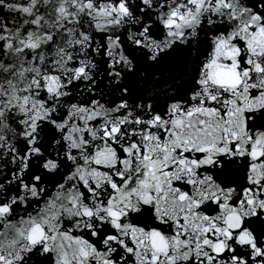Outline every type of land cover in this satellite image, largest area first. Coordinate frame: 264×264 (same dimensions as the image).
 I'll return each instance as SVG.
<instances>
[{"label":"snow or ice","instance_id":"1","mask_svg":"<svg viewBox=\"0 0 264 264\" xmlns=\"http://www.w3.org/2000/svg\"><path fill=\"white\" fill-rule=\"evenodd\" d=\"M0 264H264V0H0Z\"/></svg>","mask_w":264,"mask_h":264}]
</instances>
